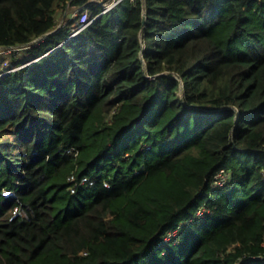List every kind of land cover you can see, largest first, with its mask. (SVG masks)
I'll return each instance as SVG.
<instances>
[{
  "label": "trees",
  "instance_id": "1",
  "mask_svg": "<svg viewBox=\"0 0 264 264\" xmlns=\"http://www.w3.org/2000/svg\"><path fill=\"white\" fill-rule=\"evenodd\" d=\"M101 10L0 0V264H264V0Z\"/></svg>",
  "mask_w": 264,
  "mask_h": 264
},
{
  "label": "built area",
  "instance_id": "2",
  "mask_svg": "<svg viewBox=\"0 0 264 264\" xmlns=\"http://www.w3.org/2000/svg\"><path fill=\"white\" fill-rule=\"evenodd\" d=\"M121 1L122 0H87L88 3L96 2V3L101 5L102 10H101L100 14L106 12L107 10H109L110 8H112L113 6H115L116 4H118ZM80 9H81V6L79 8H76V10L74 12V16L80 14ZM94 18H89V13L85 9L80 14L79 24L77 25V27L73 31V34L78 32L82 28H84L86 25H88ZM41 38H43V37H41ZM7 72H9V70L8 71H3V73H0V75H2L4 73H7ZM214 178H215L214 184L218 183L219 180L221 181L220 183H222L225 180V178H227V173L225 171H223V170H220L218 173L215 174ZM201 212H202L201 210H197V213H201Z\"/></svg>",
  "mask_w": 264,
  "mask_h": 264
},
{
  "label": "rangeland",
  "instance_id": "3",
  "mask_svg": "<svg viewBox=\"0 0 264 264\" xmlns=\"http://www.w3.org/2000/svg\"><path fill=\"white\" fill-rule=\"evenodd\" d=\"M76 8L68 7L63 15L59 16V24L63 23V20L66 18V16H74ZM18 48V49H17ZM15 49L13 48H4L0 47V73H3L4 69L7 68L13 60L17 62L18 60L24 59L28 53L25 51L24 48L17 47ZM14 57V58H13ZM2 64V65H1ZM221 181L219 180L218 183H215L214 185H218Z\"/></svg>",
  "mask_w": 264,
  "mask_h": 264
},
{
  "label": "water",
  "instance_id": "4",
  "mask_svg": "<svg viewBox=\"0 0 264 264\" xmlns=\"http://www.w3.org/2000/svg\"><path fill=\"white\" fill-rule=\"evenodd\" d=\"M145 14L143 15V20L145 19ZM58 27H59V25H58ZM53 31H51V32H48V33H45V34H43L42 35V37H45V36H47V35H49L50 33H52ZM22 66V65H21ZM18 67V66H17ZM12 70V69H11ZM11 70H9V71H11Z\"/></svg>",
  "mask_w": 264,
  "mask_h": 264
}]
</instances>
